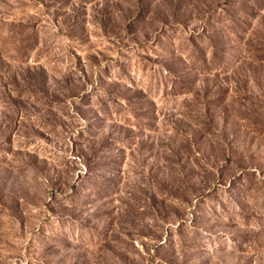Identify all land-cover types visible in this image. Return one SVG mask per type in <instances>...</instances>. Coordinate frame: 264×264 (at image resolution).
<instances>
[{
	"label": "rangeland",
	"instance_id": "1",
	"mask_svg": "<svg viewBox=\"0 0 264 264\" xmlns=\"http://www.w3.org/2000/svg\"><path fill=\"white\" fill-rule=\"evenodd\" d=\"M0 264H264V0H0Z\"/></svg>",
	"mask_w": 264,
	"mask_h": 264
}]
</instances>
